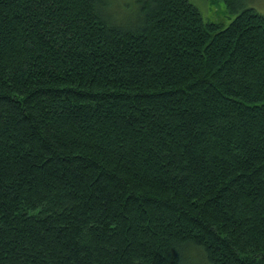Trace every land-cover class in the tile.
<instances>
[{
    "label": "trees",
    "instance_id": "trees-1",
    "mask_svg": "<svg viewBox=\"0 0 264 264\" xmlns=\"http://www.w3.org/2000/svg\"><path fill=\"white\" fill-rule=\"evenodd\" d=\"M223 1L0 0V264H264V12Z\"/></svg>",
    "mask_w": 264,
    "mask_h": 264
},
{
    "label": "rangeland",
    "instance_id": "rangeland-1",
    "mask_svg": "<svg viewBox=\"0 0 264 264\" xmlns=\"http://www.w3.org/2000/svg\"><path fill=\"white\" fill-rule=\"evenodd\" d=\"M201 12L206 21L217 23L220 27H224L236 15L235 12H230L223 0H189ZM249 4L256 7L257 10L264 12V0H246Z\"/></svg>",
    "mask_w": 264,
    "mask_h": 264
}]
</instances>
